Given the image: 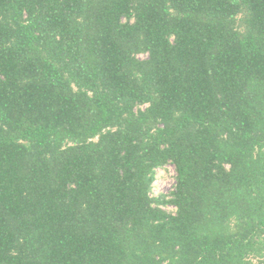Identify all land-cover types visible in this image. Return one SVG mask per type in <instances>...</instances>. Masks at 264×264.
I'll return each mask as SVG.
<instances>
[{
    "label": "trees",
    "instance_id": "obj_1",
    "mask_svg": "<svg viewBox=\"0 0 264 264\" xmlns=\"http://www.w3.org/2000/svg\"><path fill=\"white\" fill-rule=\"evenodd\" d=\"M0 264H264V0H0Z\"/></svg>",
    "mask_w": 264,
    "mask_h": 264
},
{
    "label": "rangeland",
    "instance_id": "obj_2",
    "mask_svg": "<svg viewBox=\"0 0 264 264\" xmlns=\"http://www.w3.org/2000/svg\"><path fill=\"white\" fill-rule=\"evenodd\" d=\"M174 174V166L171 164H168L163 168L157 169L156 177L153 182L152 193H167L171 189L172 184L174 183Z\"/></svg>",
    "mask_w": 264,
    "mask_h": 264
}]
</instances>
